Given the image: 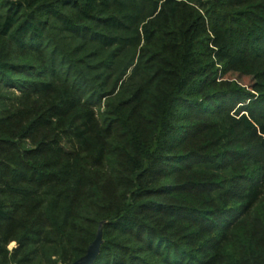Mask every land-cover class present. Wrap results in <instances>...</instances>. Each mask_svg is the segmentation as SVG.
Listing matches in <instances>:
<instances>
[{"label": "trees", "instance_id": "trees-1", "mask_svg": "<svg viewBox=\"0 0 264 264\" xmlns=\"http://www.w3.org/2000/svg\"><path fill=\"white\" fill-rule=\"evenodd\" d=\"M242 79L264 0H0V264H264Z\"/></svg>", "mask_w": 264, "mask_h": 264}, {"label": "rangeland", "instance_id": "rangeland-1", "mask_svg": "<svg viewBox=\"0 0 264 264\" xmlns=\"http://www.w3.org/2000/svg\"><path fill=\"white\" fill-rule=\"evenodd\" d=\"M241 83V90L243 91V96H242V100H240L238 103V101L236 102L235 106H234V110L240 109L241 107H246L248 110H252V111H256V112H264V94L254 90L252 88V85L254 84L250 79H242ZM1 94L4 95L6 94V92L4 90H2L1 88ZM226 98V105L230 106L233 103V99L232 98ZM220 102V99H219ZM103 105H104V101L102 102L101 107L98 109V116L101 119V114L103 113ZM245 157H251L249 158L248 162L254 161L256 163V167L254 169H264V157L260 156V157H255V156H251V154H245ZM241 166L244 165V162H240L239 163ZM245 166V165H244ZM248 167V165L246 166V168ZM252 169V168H250ZM14 247V244L10 245V248Z\"/></svg>", "mask_w": 264, "mask_h": 264}, {"label": "water", "instance_id": "water-1", "mask_svg": "<svg viewBox=\"0 0 264 264\" xmlns=\"http://www.w3.org/2000/svg\"><path fill=\"white\" fill-rule=\"evenodd\" d=\"M101 244H102V229L99 228L94 241L88 247L85 255L82 256L77 261H75L73 264H94V262L96 261L99 255Z\"/></svg>", "mask_w": 264, "mask_h": 264}]
</instances>
